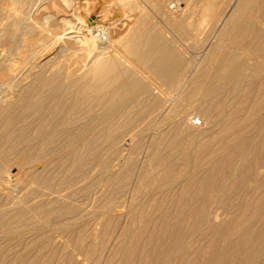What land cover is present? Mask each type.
<instances>
[{
  "label": "bare ground",
  "instance_id": "bare-ground-1",
  "mask_svg": "<svg viewBox=\"0 0 264 264\" xmlns=\"http://www.w3.org/2000/svg\"><path fill=\"white\" fill-rule=\"evenodd\" d=\"M122 1L0 0V264H264V0Z\"/></svg>",
  "mask_w": 264,
  "mask_h": 264
},
{
  "label": "rangeland",
  "instance_id": "rangeland-1",
  "mask_svg": "<svg viewBox=\"0 0 264 264\" xmlns=\"http://www.w3.org/2000/svg\"><path fill=\"white\" fill-rule=\"evenodd\" d=\"M80 1H82V0H80ZM84 1H89L90 2V4H91V9L90 10H92V12H95V13H97L99 10V12L100 13H102V15L99 13V15H101V16H103L104 14L103 13H105V12H107V10H108V8H109V4H113L114 6H116V8L118 9V11H119V14H121L122 12H123V10L124 9H122L121 7H124L122 4H120L121 2H123L122 0H84ZM145 1H147V0H145ZM169 1V0H168ZM174 1H177L176 3H177V5H179V8H181V6H183V8H185L184 7V5H187V6H189L191 3H192V1H194V0H174ZM189 1V2H188ZM120 2V3H119ZM101 3V4H100ZM148 5H149V3L148 2H146ZM99 6V7H98ZM119 6H121V7H119ZM150 6V5H149ZM191 6V5H190ZM92 7H93V9H92ZM98 7V8H97ZM151 7V6H150ZM97 13V14H98ZM195 15H198V13L196 14V13H194L193 14V16H195ZM161 16H154L153 18H152V20H154V22H156V23H159V22H161V23H159V24H162L163 22H165V21H163L164 19H163V17H162V19L160 18ZM156 18V19H155ZM161 19V20H160ZM160 20V21H159ZM203 26H205V28H203L202 26L199 28V29H197L196 30V32L199 30V32H197L196 33V36H188V37H186V38H179L181 41H178V47L179 48H183L184 50H186V55H187V57L189 56H191L192 55V53H193V51H194V47H192L191 48V46H194L193 45V43H194V41H195V39H196V41H199V40H202V39H204L203 37L204 36H206V33L209 35L210 33H209V31H211V30H207V29H210V27H209V25L207 24H205V25H203ZM204 29V30H203ZM204 32V33H203ZM206 32V33H205ZM194 35H195V33H193ZM199 36H198V35ZM201 34V35H200ZM205 34V35H204ZM169 36H171V37H173V34H171V32H170V35ZM175 37V36H174ZM173 37V38H174ZM195 38V39H194ZM176 40H179V39H177V38H175ZM193 106H191V108H189V110L188 111H190V113H193V114H191L192 115V117H199V119L201 120V116H200V114H199V109L198 108H195L194 110H193V108H192ZM191 110H193L192 112H191ZM190 115V114H189ZM202 121V120H201ZM159 125L158 127H160V122H157V123H155L154 124V126L155 125ZM208 124V125H207ZM199 126H202V122H201V124L200 125H198V127ZM205 126H207L208 128L210 127V125H209V122H206L204 125H203V127H200L199 128V131H202V132H206L207 130H208V128L207 127H205ZM198 127H197V130H198ZM168 128V126L166 127V129ZM201 129H203V130H201ZM207 129V130H206ZM152 132H156L154 129H152ZM203 140V139H202ZM144 147H146L145 145L144 146H142L141 148L143 149H141V150H139V151H141V152H138V155H140L141 157H139V156H137L136 155V166H139V164L143 161V158H144ZM125 152H127V151H125ZM143 152V153H142ZM140 153V154H139ZM142 154V155H141ZM143 157V158H142ZM142 158V159H141ZM138 164V165H137ZM136 169H137V167H136ZM136 172V171H135ZM123 210H125V208H120L119 209V211L118 212H124ZM120 212V213H121ZM121 217V216H120ZM120 217H117L115 220H113V221H111L110 222V226H108V230H107V233H106V235L105 234H102L101 232H100V234H99V236L97 237V239L98 238H100V242H102V243H100V242H98V249H97V253L95 254V256H94V259H93V261L91 262V264H108L109 263V261H106V259H107V257L109 256V254H110V250L109 249H111V251H112V249L116 246V243H117V240H116V238L115 239H113V237L117 234L116 232H118V230L117 229H119V225H121V223H122V219H123V217H121V219H120ZM118 219H120V221L118 220ZM116 221H118V222H116ZM110 227V228H109ZM114 227V228H113ZM113 229H115V231L113 230ZM109 232V233H108ZM113 232V233H112ZM111 233V234H110ZM110 234V235H109ZM111 236V237H110ZM101 237H103V238H101ZM106 238H108L109 239V241L108 240H106ZM113 239V240H112ZM108 241V242H107ZM100 243V244H99ZM103 243H105L106 245H104ZM115 243V244H114ZM113 244V245H112ZM100 245L102 246V248L100 247ZM115 245V246H114ZM110 246H113L112 248H110ZM99 251V252H98ZM104 252V253H103ZM99 254V255H98ZM104 254V255H103ZM98 256H100V257H98ZM56 261L58 260V262L60 263V264H67V261H66V259H63L62 257H60V259L59 258H57V259H55ZM79 261V260H78ZM79 264V263H78ZM85 264H90L89 262L88 263H85Z\"/></svg>",
  "mask_w": 264,
  "mask_h": 264
},
{
  "label": "built area",
  "instance_id": "built-area-1",
  "mask_svg": "<svg viewBox=\"0 0 264 264\" xmlns=\"http://www.w3.org/2000/svg\"><path fill=\"white\" fill-rule=\"evenodd\" d=\"M191 123L195 126H198L201 124V120L199 119V117H191Z\"/></svg>",
  "mask_w": 264,
  "mask_h": 264
}]
</instances>
